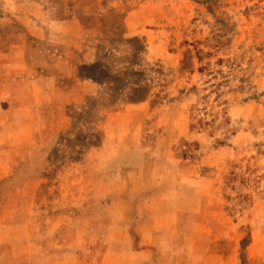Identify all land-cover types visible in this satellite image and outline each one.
<instances>
[{"label": "rangeland", "instance_id": "obj_1", "mask_svg": "<svg viewBox=\"0 0 264 264\" xmlns=\"http://www.w3.org/2000/svg\"><path fill=\"white\" fill-rule=\"evenodd\" d=\"M0 264H264V0H0Z\"/></svg>", "mask_w": 264, "mask_h": 264}]
</instances>
